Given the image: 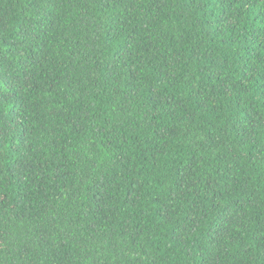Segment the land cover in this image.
Wrapping results in <instances>:
<instances>
[{
	"label": "trees",
	"instance_id": "1",
	"mask_svg": "<svg viewBox=\"0 0 264 264\" xmlns=\"http://www.w3.org/2000/svg\"><path fill=\"white\" fill-rule=\"evenodd\" d=\"M0 264H264V0H0Z\"/></svg>",
	"mask_w": 264,
	"mask_h": 264
}]
</instances>
